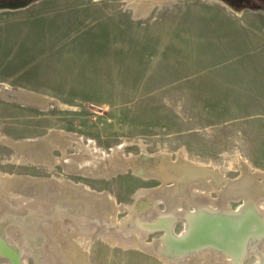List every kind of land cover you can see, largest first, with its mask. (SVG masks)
I'll return each instance as SVG.
<instances>
[{
	"label": "rangeland",
	"instance_id": "rangeland-1",
	"mask_svg": "<svg viewBox=\"0 0 264 264\" xmlns=\"http://www.w3.org/2000/svg\"><path fill=\"white\" fill-rule=\"evenodd\" d=\"M198 212L264 222V13L220 0L0 9V264L264 263V238L241 258L214 240L169 250L166 231Z\"/></svg>",
	"mask_w": 264,
	"mask_h": 264
},
{
	"label": "water",
	"instance_id": "water-1",
	"mask_svg": "<svg viewBox=\"0 0 264 264\" xmlns=\"http://www.w3.org/2000/svg\"><path fill=\"white\" fill-rule=\"evenodd\" d=\"M26 3L12 5L8 7H23ZM239 10V9H237ZM199 220L200 226L196 224L188 225L186 230L178 235L174 236L169 234L168 240L170 243L177 249L178 251L185 250L186 253L190 252L194 245L201 244L206 240H214L219 244L224 246H231L236 249L242 250L243 243L248 241L249 238H264V236L259 237L258 235L250 236L248 235L251 231H256V227L252 225L253 222H257L258 224H262L264 226L263 220L259 216L254 217H246L238 218L236 215H209V214H201ZM246 217V218H245ZM210 222L208 224V222ZM245 223V224H244ZM206 224V225H205ZM244 224L245 226H241ZM198 229V230H197ZM219 233L218 235L216 233ZM171 233V228H170ZM180 248V249H179ZM240 250L238 252H240ZM246 249L243 248V252H240L238 256H243L245 254ZM264 264V263H260Z\"/></svg>",
	"mask_w": 264,
	"mask_h": 264
},
{
	"label": "flooded vegetation",
	"instance_id": "flooded-vegetation-1",
	"mask_svg": "<svg viewBox=\"0 0 264 264\" xmlns=\"http://www.w3.org/2000/svg\"><path fill=\"white\" fill-rule=\"evenodd\" d=\"M33 0H0V9H15L8 7L12 5H18L22 3H30ZM225 4H228L232 8L235 9H243V8H255L258 10H262L264 12V0H220Z\"/></svg>",
	"mask_w": 264,
	"mask_h": 264
},
{
	"label": "bare ground",
	"instance_id": "bare-ground-1",
	"mask_svg": "<svg viewBox=\"0 0 264 264\" xmlns=\"http://www.w3.org/2000/svg\"><path fill=\"white\" fill-rule=\"evenodd\" d=\"M203 214H204V213H203ZM162 216H164V215H162ZM200 217H201V216L199 215V216L196 218L197 221H196L195 223H199V220L201 219ZM162 220H165V219L162 218ZM138 221H139V220H138ZM207 222H208V221H207ZM209 223H210V222H208V224H209ZM171 224H172V223H171ZM210 224H211V223H210ZM205 225H206V224H205ZM199 226H200V224L198 225V229H199ZM139 227H140V228L137 229V230H139V231H137V232H138L140 238H141V234H142V232H144V234H145V231L151 228L150 225H148L147 223H143V222L139 223ZM198 229H197V230H198ZM142 230H144V231H142ZM135 231H136V230H135ZM166 232L168 233L167 236H169V234H171V233L168 232V231H166ZM217 233H218V232H217ZM138 234H137V235H138ZM144 234H143V235H144ZM252 235H253V234H252ZM141 239H142V238H141ZM166 239H167V241H166V245H167V247L170 248L169 250H173V249H175V247H174V246L170 243V241L168 240V237H166ZM208 241H209V240H208ZM204 242H205V241H204ZM215 242H216V241H215ZM195 245H196V244H195ZM195 245H194V246H195ZM246 246H247V245H246ZM200 247H201V246H199V245L197 246V245H196L194 248H195V250H198V249H200ZM228 247H229V246H228ZM172 248H173V249H172ZM232 248H233V247H232ZM179 249H180V248H179ZM223 249H224V248H223ZM153 250H154V249H153ZM226 250H227V249H226ZM237 250H238V249H237ZM237 250H236V251H237ZM157 251L160 252V250H157ZM176 251H178V250H176ZM184 251H185V250H184ZM184 251H182V253H183ZM227 251H228V250H227ZM229 251H230V250H229ZM234 251H235V250H234ZM236 251H235V253H237V255H238V254H240V252H243V248H242V250H240V252H236ZM161 253H162V252H161ZM179 253H181V252H179ZM182 253H181V254H182ZM233 255H234V254H233ZM176 256H177V255H176ZM181 257H182V256H181ZM234 258H236V257H234ZM240 258H241V257H240ZM178 259H179V258H178ZM171 260H172V258L170 259V261H171ZM230 261H231V260H230ZM171 262H172V261H171ZM177 262H178V260L175 259V260H174V263H173V262H172V263H173V264H177ZM172 263H171V264H172ZM236 263H238V262H236V260H234V262L232 261V264H236Z\"/></svg>",
	"mask_w": 264,
	"mask_h": 264
},
{
	"label": "crops",
	"instance_id": "crops-1",
	"mask_svg": "<svg viewBox=\"0 0 264 264\" xmlns=\"http://www.w3.org/2000/svg\"><path fill=\"white\" fill-rule=\"evenodd\" d=\"M223 3V2H222ZM231 7V6H230ZM235 9V8H234ZM255 9V8H254ZM253 8H243V9H239V10H237V9H235L236 10V12L237 13H243V12H246V11H250V10H254ZM258 10V9H257ZM261 12H263L262 10H260ZM264 13V12H263ZM247 24V25H246ZM245 25L247 26V27H249V26H252V30L254 31V24L253 23H250V22H247V23H245ZM253 36V38H254V40L255 41H257L258 40V36L256 35V34H253L252 35ZM198 213H200V212H198ZM192 217H194L193 215H192ZM161 216H159V219L156 221V223H155V225L152 223H149L148 225H152V226H156V225H158V226H161L160 224H158L160 221H161ZM186 219H187V221H188V217H185ZM201 218V217H200ZM197 220H195V222H196ZM194 222V224H196V226H198L200 223H195ZM164 223H167L166 221H164ZM188 225H190L189 224V221H188ZM166 230V229H165ZM10 247V246H9Z\"/></svg>",
	"mask_w": 264,
	"mask_h": 264
}]
</instances>
